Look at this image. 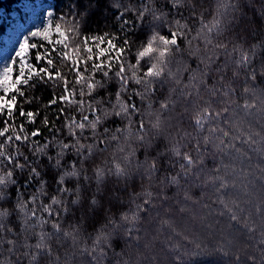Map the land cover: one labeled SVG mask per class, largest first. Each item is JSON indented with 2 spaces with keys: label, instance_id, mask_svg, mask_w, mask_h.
Wrapping results in <instances>:
<instances>
[{
  "label": "clouds",
  "instance_id": "9594fccd",
  "mask_svg": "<svg viewBox=\"0 0 264 264\" xmlns=\"http://www.w3.org/2000/svg\"><path fill=\"white\" fill-rule=\"evenodd\" d=\"M37 7L44 66L0 58V264H264V0Z\"/></svg>",
  "mask_w": 264,
  "mask_h": 264
},
{
  "label": "rangeland",
  "instance_id": "374dc122",
  "mask_svg": "<svg viewBox=\"0 0 264 264\" xmlns=\"http://www.w3.org/2000/svg\"><path fill=\"white\" fill-rule=\"evenodd\" d=\"M38 4L44 8H54L53 0H20L13 5L12 10H0V25H4V30L0 35V50H5V54L3 56L0 54V58L6 57L8 60L13 58L17 61V64L20 62L19 57L15 56V52L20 51V44L23 43L24 37L27 35L30 36L31 31H37V28L44 23V11L42 8L37 7ZM6 41L7 43H11L12 41V48L11 45L7 46ZM33 43L36 44V47L29 49L28 55L31 57L30 62H33L38 67L44 66L45 62H37L35 60V54L43 53L44 48L50 46L37 37H31L29 39V44L31 45ZM11 95L13 93H10L8 98Z\"/></svg>",
  "mask_w": 264,
  "mask_h": 264
},
{
  "label": "trees",
  "instance_id": "16d2710c",
  "mask_svg": "<svg viewBox=\"0 0 264 264\" xmlns=\"http://www.w3.org/2000/svg\"><path fill=\"white\" fill-rule=\"evenodd\" d=\"M20 0H0V10L3 9L5 11H10L12 10V7L14 4L18 3ZM54 1V9L56 12H59V14H63L65 12L70 11L67 7H63L65 0H53ZM96 21V17H93V22ZM4 30V25H0V35L2 34ZM15 93H13L14 95ZM51 98V94L47 93L45 94V99H50ZM19 103H20V99H18L17 101V110H16V114H19ZM0 126H2V121H0Z\"/></svg>",
  "mask_w": 264,
  "mask_h": 264
},
{
  "label": "snow or ice",
  "instance_id": "6c2138e0",
  "mask_svg": "<svg viewBox=\"0 0 264 264\" xmlns=\"http://www.w3.org/2000/svg\"><path fill=\"white\" fill-rule=\"evenodd\" d=\"M45 38L47 37V33L44 34ZM32 48L29 44V41H26L25 44L22 46L20 52L18 53V57H25L29 54V49ZM39 55L40 61L44 62V54L43 53H37L35 54V60H37V56ZM33 65H35L33 62H31ZM12 91L11 89L9 90ZM17 102L15 100H9V99H3L0 98V107H7V108H13L15 107Z\"/></svg>",
  "mask_w": 264,
  "mask_h": 264
},
{
  "label": "bare ground",
  "instance_id": "6f19581e",
  "mask_svg": "<svg viewBox=\"0 0 264 264\" xmlns=\"http://www.w3.org/2000/svg\"><path fill=\"white\" fill-rule=\"evenodd\" d=\"M28 29H29V28H28ZM10 34H11V33H10ZM12 41H13V40H12ZM12 41H11V43H10L9 41H8L9 43H7V41H6L7 46H10V45H11V48H12ZM13 44H14V43H13ZM7 49H8V48H7ZM9 50H10V49H9ZM4 52H5V50H3V49L0 50V54H1L2 56L5 54Z\"/></svg>",
  "mask_w": 264,
  "mask_h": 264
}]
</instances>
